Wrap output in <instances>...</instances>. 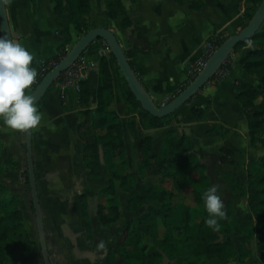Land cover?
<instances>
[{
    "label": "crops",
    "instance_id": "0c3cea01",
    "mask_svg": "<svg viewBox=\"0 0 264 264\" xmlns=\"http://www.w3.org/2000/svg\"><path fill=\"white\" fill-rule=\"evenodd\" d=\"M6 2L13 40L22 43L34 55L32 67L37 71L57 55L59 47L68 51L85 33L78 29L66 4L63 16L57 18L55 0ZM122 2L133 20V27L124 28L118 17L112 20L113 31L142 84L158 104L170 101L191 79V67L204 56L211 35L230 36L239 32L243 23L244 2L241 0ZM91 19L93 27H106L109 21L106 0H93ZM106 46L105 41L98 39L86 51L96 64L83 78L90 83L92 111L97 106L99 61L103 55L110 54ZM242 55L233 51L226 64V69L229 67L226 76L221 80L216 77L210 80L189 103L177 110L183 116L180 125L145 130V137L153 139L155 151L161 149L170 130L178 135L185 131L192 150L203 154L204 162L212 165L217 179H221L224 172L239 177L242 165L255 156L248 146V122L236 92L239 80H252L240 65ZM111 68L115 89L113 106L124 122L125 142L134 143L137 147L140 140L133 138L126 127L130 114L113 62ZM37 107L43 119L32 129L33 156L52 264H101L110 249L116 251L118 264H125L116 247L129 221L138 217L139 211L127 210L126 203L131 193L122 190L116 182L120 217L109 225H103L99 219V192L108 184L110 174L104 170L101 178H91L83 160L84 141L79 135V125L85 117L81 114L79 90L56 82ZM193 107L203 109V115L197 117ZM213 126L222 137L211 135ZM0 144L1 158L11 159L14 163L13 169L6 168L0 172V183L19 196L27 234L33 248L40 249L29 183L25 132L12 131L0 122ZM222 148H228L235 154L234 165L221 163ZM83 201L87 204L91 222V240L83 215ZM101 243L103 247H100ZM36 258L40 260V257Z\"/></svg>",
    "mask_w": 264,
    "mask_h": 264
},
{
    "label": "trees",
    "instance_id": "16d2710c",
    "mask_svg": "<svg viewBox=\"0 0 264 264\" xmlns=\"http://www.w3.org/2000/svg\"><path fill=\"white\" fill-rule=\"evenodd\" d=\"M241 1L244 2V12L240 30L252 19L262 0ZM92 2L55 0V14L61 18L66 4L78 29L86 33L93 27ZM106 3L109 16L106 28L113 30L112 20L118 17L124 28L133 27V20L127 14L122 0H106ZM228 37L211 35L208 41L219 47ZM252 41H260L261 44L251 48L241 59L240 65L250 76L258 78L259 83L239 80L236 92L248 122L249 146L251 149L264 150V24L252 39L240 42L234 52ZM106 48L110 54L103 55L99 61L100 78L94 111L91 110L90 83L86 79L80 82L79 100L81 114L85 118L79 125V135L84 141L83 160L89 169V176L93 179L101 178L105 168L110 174L108 185L99 192L98 214L101 223L109 225L120 217L116 182L122 190L131 193L126 203L129 212L144 209L136 220L129 221L116 247L124 263L164 264L168 261L170 264H215L217 260H228L235 254V238L240 243L238 257L241 263L252 256L254 239L257 240L259 256L264 260V155L259 160L249 161L247 184L237 180L233 173L224 172L222 175L224 182L233 187L232 191L248 198L250 212L238 210L233 221L232 210L228 205L225 207L227 218L219 221L220 230L213 231L207 227L205 220L208 213L201 197L211 186V178L202 160V153L197 154L192 150L185 131L178 135L170 130L159 151H154L153 139L144 135L145 130L180 125L183 116L174 112L157 117L143 109L121 73L120 82L130 114L126 127L133 138L140 140L136 171L128 169L124 122L113 106L115 89L111 63H114L116 69L119 67L108 46ZM66 54L67 51L59 47L57 55L38 69L32 89L26 91L30 93L54 67L51 63H58ZM129 62L138 75L133 63ZM46 67L48 69L44 70ZM221 69L227 74L229 67L226 69L225 63ZM192 80L182 85L175 96ZM192 110L197 117H201L204 112L196 107ZM210 133L215 137L223 136L214 126ZM220 161L222 164L234 165L235 154L228 148H222ZM6 168L13 169L14 163L11 159L3 160L0 154V172ZM83 215L91 240V222L85 201ZM0 264H44L33 254L32 241L26 233L23 212L19 206V196L1 183ZM101 264H118L116 251L110 249Z\"/></svg>",
    "mask_w": 264,
    "mask_h": 264
},
{
    "label": "water",
    "instance_id": "95a60500",
    "mask_svg": "<svg viewBox=\"0 0 264 264\" xmlns=\"http://www.w3.org/2000/svg\"><path fill=\"white\" fill-rule=\"evenodd\" d=\"M263 24L264 0H262L259 4L249 23L239 32L230 35L216 49L197 76L178 95L174 96L165 104H158L155 102L150 92L144 87L140 78L132 68L117 35L113 30L106 27H92L86 33L81 35L71 49H69L67 54L43 77L41 82L30 93L26 91V94L35 96L37 106L51 87L57 82L60 76L68 70L95 41L101 39L105 41L110 52L115 57L120 72L125 78L136 99L141 103L143 109L157 117L168 116L177 112L179 108L187 104L193 97H195L222 68L235 50L236 46L244 40L252 39ZM0 32L1 35H7L10 40H13L6 0H0ZM25 144L29 183L33 199L40 251L43 263L52 264L48 251L44 218L36 181L32 129L25 132Z\"/></svg>",
    "mask_w": 264,
    "mask_h": 264
},
{
    "label": "clouds",
    "instance_id": "9594fccd",
    "mask_svg": "<svg viewBox=\"0 0 264 264\" xmlns=\"http://www.w3.org/2000/svg\"><path fill=\"white\" fill-rule=\"evenodd\" d=\"M33 60L34 55L26 46L0 35V122L15 132L33 129L43 119L35 96L26 94L38 76L37 69L32 67ZM201 199L208 213L205 225L219 231V221L227 218L219 185L207 188Z\"/></svg>",
    "mask_w": 264,
    "mask_h": 264
},
{
    "label": "rangeland",
    "instance_id": "374dc122",
    "mask_svg": "<svg viewBox=\"0 0 264 264\" xmlns=\"http://www.w3.org/2000/svg\"><path fill=\"white\" fill-rule=\"evenodd\" d=\"M260 44H261L260 41H252L248 46H246L247 47L246 49L242 48V49L236 51L235 53L243 54L242 57L240 58V62H241V59L244 57V55H246V53L251 48L257 47ZM227 61H226V64H227ZM116 70H117L118 75L120 77V74H121L120 70L119 69H116ZM251 78H252V80L249 83H252V84H258L259 83L258 78L254 77V76H251ZM126 146H127L128 159H129L128 160L129 161L128 169L131 171H136L135 166L137 165L138 159H139L138 153H137V147L135 146L134 143H126ZM137 146H138V144H137ZM248 146H249V143H248ZM249 149H251L250 146H249ZM251 151L255 154V156L248 159V161H246L244 163V165H242L243 167H242V170H240V172H239V177L234 174L236 176L235 178L237 180H239L245 184H247L249 181V179H248V167H247L249 161L251 159L259 160L264 155V150H262V149H258V150L251 149ZM235 159H236V157H235ZM202 160H203V162L205 160V157L203 156V154H202ZM206 166H207V173L209 174V176L211 178V186L212 185H219V193L222 196V199L225 203V207H227L229 205L231 210H232V220L233 221L235 220L236 213L240 209H243L246 212H250L249 205H248V198L244 195L239 194V193H235L234 190H233L234 191L233 192L232 191L233 187H230L229 185H227L226 182H224L222 176H221V179H217L215 176V172L212 168V165L210 163H208ZM104 170H107V169L105 168ZM107 175H108V173H107ZM233 186H235L234 182H233ZM143 210L144 209L139 210L138 215H140L143 212ZM136 218L133 220H136ZM23 222H24V217H23ZM24 224H25V222H24ZM25 227H26V224H25ZM26 233H27V227H26ZM235 241L237 242V250H236L235 254L231 258H229L228 260H217L216 262H214L215 264H264V260L261 259V257L259 256L256 239H254L252 242V256L250 258H248L244 263H241L239 261L238 250L240 248V243L238 242L237 238H235ZM32 246H33V243H32ZM35 253H36V255H35ZM33 254H34L35 258L40 257L39 259L42 260L39 248H36V249L33 248ZM40 260H38V261L40 263H42L43 260L42 261H40ZM198 260L201 261L200 259H198ZM164 264H170V263L168 261H166Z\"/></svg>",
    "mask_w": 264,
    "mask_h": 264
},
{
    "label": "built area",
    "instance_id": "2783aa9c",
    "mask_svg": "<svg viewBox=\"0 0 264 264\" xmlns=\"http://www.w3.org/2000/svg\"><path fill=\"white\" fill-rule=\"evenodd\" d=\"M1 35V32H0ZM218 46L207 43V50L202 58L197 60L190 70V78L194 79L197 74L202 70V68L206 65L209 58L216 51ZM67 51V50H66ZM69 51V50H68ZM67 51V52H68ZM63 58V57H62ZM61 58V59H62ZM57 63L52 62L51 65L55 66ZM96 66L95 62L85 53H83L79 59L60 76V82L65 86L74 87L77 90H80V82L84 78L85 74ZM48 69V67L44 68ZM226 73L223 69H220L215 77L219 80L225 77Z\"/></svg>",
    "mask_w": 264,
    "mask_h": 264
}]
</instances>
